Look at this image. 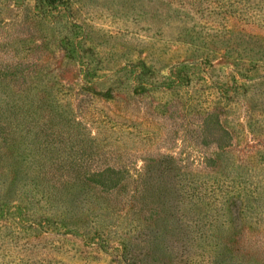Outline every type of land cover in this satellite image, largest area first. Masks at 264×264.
I'll use <instances>...</instances> for the list:
<instances>
[{
    "label": "rangeland",
    "instance_id": "374dc122",
    "mask_svg": "<svg viewBox=\"0 0 264 264\" xmlns=\"http://www.w3.org/2000/svg\"><path fill=\"white\" fill-rule=\"evenodd\" d=\"M234 1L76 0L73 21L85 29L80 36L82 52L74 59L70 47L64 51L58 45L55 29L59 23L43 29L23 15L25 23L0 15V65L18 56L25 73L38 80L41 102L45 100L47 109L58 103L71 108V115L86 125L83 131L98 138L95 146L110 150L112 158L107 162L126 161L141 171L140 194L134 200L126 199L127 194L118 200L110 198L121 210L116 215L110 212L112 224L105 229L134 264H264V85L254 87L257 93L250 101L249 94L243 95L244 89L235 95L233 88L230 99L221 101L214 94L213 102L211 96L207 101L203 96L196 100L199 93L193 86L169 113L153 106L161 100L160 90L141 102L128 97L137 86L134 71L140 69V61L148 67L154 65L160 77L173 63L191 57L194 33L189 28L200 31L204 41L210 39L214 50L224 48L204 35L202 30L207 28L203 29L201 13L207 15L206 11ZM261 2L264 12V0ZM237 23L226 25L237 29ZM20 37L27 39L29 49L16 47ZM220 60L219 56L214 61L217 73L224 72L216 63ZM88 66L96 69L89 81L81 72ZM50 91L56 100L52 103L48 102ZM218 100L212 120H218L229 133L223 146L201 143L198 121L205 115L192 109L195 101L200 108H208ZM130 101L134 104L128 105ZM131 120L141 126H131ZM133 129L140 131L129 133ZM163 153L172 155L174 164L183 167L182 180L194 181L197 192L189 191L186 198L178 200L171 185H161L157 194L151 188L143 190L158 180V166L149 158ZM158 199L166 201L161 212H157V207L163 209ZM23 203L22 208L28 205L25 199ZM126 207L145 208L141 214L144 222L136 225L131 213L119 214ZM181 213L186 214L183 220ZM11 218L17 226L0 225V235H4L0 237V264H131L122 257L118 262L116 250L86 244L69 233H43L41 236L50 241L44 245L43 238V245L29 247L30 237L9 238L16 233L15 227L27 232L22 217L14 213Z\"/></svg>",
    "mask_w": 264,
    "mask_h": 264
},
{
    "label": "trees",
    "instance_id": "16d2710c",
    "mask_svg": "<svg viewBox=\"0 0 264 264\" xmlns=\"http://www.w3.org/2000/svg\"><path fill=\"white\" fill-rule=\"evenodd\" d=\"M261 1L236 0L227 6L216 5L220 11L215 7L211 10L216 11H206L207 15L202 12L205 19L203 29L207 28L202 30L204 35L213 37L217 46L225 47L214 50L210 39L204 41L200 31L189 28L194 33L190 41L191 57L173 63L168 73L160 77L157 76L159 69L140 61V69L134 71L137 86L128 92V97L139 98L141 102L160 90L161 100H156L158 102L153 106L162 113H169L170 107L175 103L177 106L186 92H191L186 90L193 86L199 93L195 99L200 101L202 96L204 101L211 96L209 100L213 102L214 94L221 101L228 100L233 96L230 94L233 88L235 95L244 89L243 95L249 94L248 101L252 100L251 97L257 93L254 87L264 85V12ZM76 5V0H0V15L5 14L4 17L10 21L17 19L25 23L20 16L23 15L43 29L47 24L53 27L59 23L55 29L58 45L64 51L70 47L69 54L74 59L82 52L80 36L85 29L81 23L73 21ZM232 6L238 8L232 9ZM249 13L251 16L246 18ZM235 20L238 28H227L226 23L234 25ZM248 26L253 30H247ZM218 36L221 38L216 40ZM19 40L16 44L18 49H29L26 38L20 37ZM219 56L222 60L216 63L224 72L219 70L217 73L214 61L219 60ZM20 60L17 56L13 61L0 65V225L17 226V221L14 223L11 218L17 213V218H23L27 232L22 233L15 227L16 233L9 238L30 237L27 241L29 247L43 245V233H69L86 244L104 250L109 247L111 252L116 250L120 263L122 257L123 261L134 264L131 257H124L121 243L116 246L105 229L112 224L110 212L116 215L121 210L118 203L110 202V198L118 200L121 194H127L126 199L134 200L140 194L141 171L131 168L126 161L107 162L112 158L110 150L95 146L98 138L83 131L86 125L71 115V108L58 103L47 109L45 100L41 102V89L36 84L38 80L25 73ZM95 70L88 66L81 72L89 81ZM36 75H39L38 71ZM48 94L51 96V91ZM55 101L53 95L48 100L50 103ZM219 101L213 103L214 107L209 104L208 108H200L195 101L192 107L194 113L205 115L198 121L199 133L203 136L201 143L227 144L229 133L218 120H212ZM127 104L134 103L130 101ZM182 112L186 113L185 108ZM132 122L134 125L131 126H141V122ZM137 131L140 130L133 129L129 133ZM163 154L149 158L158 166L155 178L158 180L143 190L151 188L157 194L161 185H171L178 193V200L186 198L189 191L197 192L194 181L182 180L184 169L174 164L175 158ZM22 197L28 204L24 208ZM158 200L163 209L157 207V212H161L166 201ZM144 209L126 207L119 214L131 213L132 222L139 225L144 222L141 216ZM179 210L180 206L175 213ZM184 217L186 214L181 213L180 219ZM100 222L103 224L99 225ZM47 241L50 239L44 238V245Z\"/></svg>",
    "mask_w": 264,
    "mask_h": 264
}]
</instances>
